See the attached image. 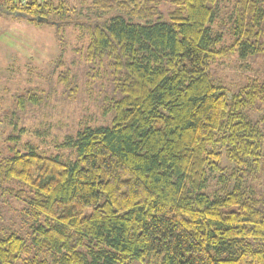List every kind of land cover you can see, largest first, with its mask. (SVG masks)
Here are the masks:
<instances>
[{
    "label": "trees",
    "instance_id": "obj_1",
    "mask_svg": "<svg viewBox=\"0 0 264 264\" xmlns=\"http://www.w3.org/2000/svg\"><path fill=\"white\" fill-rule=\"evenodd\" d=\"M164 1L92 0L95 19L79 27L85 57L109 77L110 121L67 135L66 156H0V188L33 219L29 238L0 233V264L31 247L47 256L24 264H264V126L250 112L264 89L230 95L211 74L218 58L264 57V0H233L227 25L223 0H171L166 14ZM0 7L38 22L63 0ZM40 100L19 95L16 113Z\"/></svg>",
    "mask_w": 264,
    "mask_h": 264
},
{
    "label": "rangeland",
    "instance_id": "obj_2",
    "mask_svg": "<svg viewBox=\"0 0 264 264\" xmlns=\"http://www.w3.org/2000/svg\"><path fill=\"white\" fill-rule=\"evenodd\" d=\"M232 4L233 0L220 2V16L226 25L228 15L222 9L226 12ZM161 9L166 14L174 5L165 0ZM96 13L92 0H63V7L49 12L47 21L36 22L0 7V156L10 155L12 147L26 150L28 146L46 155L66 156L68 151L58 143L67 135L84 124L96 126L110 121L103 115L109 77L103 70L94 69L85 57L89 37L79 27L81 22L94 20ZM231 40L226 35L227 43ZM62 72L69 74L73 90L60 81ZM211 74L230 95L252 81L264 89V57L243 61L233 54L218 58L211 64ZM29 90L39 93L40 102L16 113L17 98ZM250 112L264 126V93L258 107ZM12 135L18 136L17 141ZM5 185L16 191L26 188L16 180ZM32 222L24 204L0 188V233L14 230L29 238ZM32 256L42 258L47 254L31 247L16 264H24Z\"/></svg>",
    "mask_w": 264,
    "mask_h": 264
},
{
    "label": "built area",
    "instance_id": "obj_3",
    "mask_svg": "<svg viewBox=\"0 0 264 264\" xmlns=\"http://www.w3.org/2000/svg\"><path fill=\"white\" fill-rule=\"evenodd\" d=\"M21 6H29L32 3H43L48 0H14Z\"/></svg>",
    "mask_w": 264,
    "mask_h": 264
},
{
    "label": "water",
    "instance_id": "obj_4",
    "mask_svg": "<svg viewBox=\"0 0 264 264\" xmlns=\"http://www.w3.org/2000/svg\"><path fill=\"white\" fill-rule=\"evenodd\" d=\"M41 19H43L44 21L48 20L46 17H38V21H40Z\"/></svg>",
    "mask_w": 264,
    "mask_h": 264
}]
</instances>
